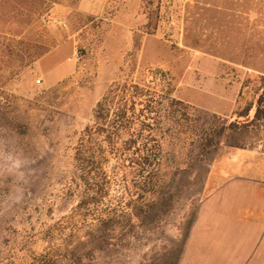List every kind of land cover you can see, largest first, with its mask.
Instances as JSON below:
<instances>
[{"label": "rangeland", "instance_id": "obj_1", "mask_svg": "<svg viewBox=\"0 0 264 264\" xmlns=\"http://www.w3.org/2000/svg\"><path fill=\"white\" fill-rule=\"evenodd\" d=\"M205 1L109 0L96 17L0 0V264H182L216 161L264 150V11L246 34ZM217 121L247 126L211 150Z\"/></svg>", "mask_w": 264, "mask_h": 264}, {"label": "crops", "instance_id": "obj_2", "mask_svg": "<svg viewBox=\"0 0 264 264\" xmlns=\"http://www.w3.org/2000/svg\"><path fill=\"white\" fill-rule=\"evenodd\" d=\"M227 1L232 3L230 11ZM108 2L79 0L78 8L98 17L106 12ZM215 8L226 10L248 34L255 18L262 17L264 0H215ZM210 183L212 191L200 203L182 264H264V150H231L214 164Z\"/></svg>", "mask_w": 264, "mask_h": 264}, {"label": "trees", "instance_id": "obj_3", "mask_svg": "<svg viewBox=\"0 0 264 264\" xmlns=\"http://www.w3.org/2000/svg\"><path fill=\"white\" fill-rule=\"evenodd\" d=\"M59 1H57L58 3ZM264 79V77H263ZM263 97L264 94L261 95V97L259 98V105L255 114V119L254 121H258L261 122V120H263V109H261V103L263 102ZM107 99H104V101L100 102L98 105V117L101 119H106L108 117L109 114V110L107 108ZM252 106L251 105H247L244 109L236 112L239 117H245L248 116L251 112ZM100 113V115H99ZM124 115V114H123ZM186 116V113H185ZM212 117L214 119H218V116L216 115H212ZM247 126V123H237V122H231L230 124H228V126L225 123H222L220 125V122H213L211 123L209 126H207L204 129V133L202 134V141L201 144L206 148H210L211 150H214V148L217 146V138H221L223 136V134L225 132H236V130H239L243 127ZM136 141H134L133 144H135ZM148 151V150H147ZM153 155L150 153H147V155L142 157V170L143 172H145L144 174H146L144 176V181L142 183V187L138 188L140 190L141 193H137L139 196L142 194H146V193H150V186H151V182L153 180V176H154V170H156L157 167V163L155 161V158L153 157ZM147 168V169H146ZM149 168V169H148ZM147 170V171H146ZM133 208V213L134 215L138 218L141 219L142 218V214L140 213V206L135 204Z\"/></svg>", "mask_w": 264, "mask_h": 264}, {"label": "built area", "instance_id": "obj_4", "mask_svg": "<svg viewBox=\"0 0 264 264\" xmlns=\"http://www.w3.org/2000/svg\"><path fill=\"white\" fill-rule=\"evenodd\" d=\"M80 58V55H77V59H79Z\"/></svg>", "mask_w": 264, "mask_h": 264}]
</instances>
